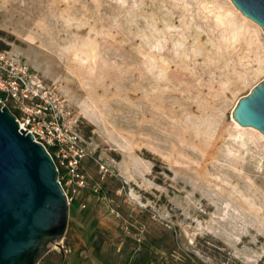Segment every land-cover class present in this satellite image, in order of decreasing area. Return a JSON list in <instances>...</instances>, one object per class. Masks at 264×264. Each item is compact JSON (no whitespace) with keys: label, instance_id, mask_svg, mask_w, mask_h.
I'll return each instance as SVG.
<instances>
[{"label":"rangeland","instance_id":"374dc122","mask_svg":"<svg viewBox=\"0 0 264 264\" xmlns=\"http://www.w3.org/2000/svg\"><path fill=\"white\" fill-rule=\"evenodd\" d=\"M240 12L0 0V65L59 97L86 152L83 187L59 165L69 225L40 264H264V133L233 117L264 81V30Z\"/></svg>","mask_w":264,"mask_h":264},{"label":"water","instance_id":"95a60500","mask_svg":"<svg viewBox=\"0 0 264 264\" xmlns=\"http://www.w3.org/2000/svg\"><path fill=\"white\" fill-rule=\"evenodd\" d=\"M264 30V0H232ZM233 117L264 133V81L241 98ZM45 145L21 128L0 100V264H40L64 239L70 201Z\"/></svg>","mask_w":264,"mask_h":264},{"label":"built area","instance_id":"2783aa9c","mask_svg":"<svg viewBox=\"0 0 264 264\" xmlns=\"http://www.w3.org/2000/svg\"><path fill=\"white\" fill-rule=\"evenodd\" d=\"M0 68L10 72L7 78L0 70V100L5 104L9 101L15 103L16 109L21 114L20 117L16 114L21 128L31 132L36 141L45 145L55 160L60 174L59 165L65 167L71 176L68 184L75 182L79 188L83 187L85 179L79 172V167L86 153L85 146L72 125L66 121L67 114L63 111L59 97L50 95L47 90L32 87L27 81V73L21 76L15 73V76H12L13 70L7 69L3 64ZM64 178L63 175L59 176L68 194L63 184ZM68 198L71 202L72 198L69 194Z\"/></svg>","mask_w":264,"mask_h":264},{"label":"bare ground","instance_id":"6f19581e","mask_svg":"<svg viewBox=\"0 0 264 264\" xmlns=\"http://www.w3.org/2000/svg\"><path fill=\"white\" fill-rule=\"evenodd\" d=\"M235 8L237 9V11L238 12H240V10L235 6ZM240 14L242 15V17L244 18V19H246V20H250L251 22H254V23H256L254 20H252V19H250L249 17H247L246 15H244L242 12H240ZM258 25V24H257ZM259 26V25H258ZM260 27V26H259ZM236 124L240 127V128H242V129H245V128H243L238 122H236ZM249 129V128H248Z\"/></svg>","mask_w":264,"mask_h":264}]
</instances>
